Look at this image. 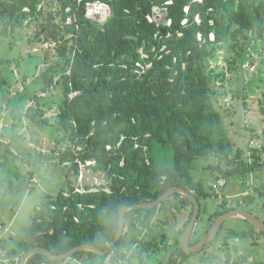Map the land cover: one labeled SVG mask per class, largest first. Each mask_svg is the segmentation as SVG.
Returning <instances> with one entry per match:
<instances>
[{"label": "trees", "instance_id": "16d2710c", "mask_svg": "<svg viewBox=\"0 0 264 264\" xmlns=\"http://www.w3.org/2000/svg\"><path fill=\"white\" fill-rule=\"evenodd\" d=\"M95 1L110 7L103 24L86 17V3ZM154 8L165 13L164 20L156 18ZM24 23L33 27L27 43L53 44L57 61L12 99L10 73L0 82V109L8 99L16 125L25 119L33 127L63 131L53 137L65 145L58 163L68 166L61 170L64 186L45 192L34 206L20 248L2 240L11 262L0 264H19L22 253L35 246L61 255L81 244L107 252L78 251L62 261L36 253L25 264H145V255L160 250L167 238L154 227L156 214L186 209L190 216L192 201L174 193L157 207L126 211L124 231L109 246L122 206L155 200L173 186L192 191L198 201L214 196L212 186L193 176L196 161L208 155L219 158L207 167L218 171L215 180L245 178L264 165V147L233 146L213 89L217 76L206 63L229 41L235 55L226 60L230 70L244 64L248 48L264 42V0H0V36H16ZM54 89L61 92L58 98L48 95ZM28 101L33 104L22 114ZM53 105L56 127L44 116ZM2 135L10 137L8 146L0 143L7 153L13 146L21 161L33 165L29 178L36 177L34 167L45 156L34 166L16 131ZM167 154L171 161L165 163ZM88 160L106 175L109 192L75 191L79 165ZM117 208L115 222L108 223Z\"/></svg>", "mask_w": 264, "mask_h": 264}, {"label": "rangeland", "instance_id": "374dc122", "mask_svg": "<svg viewBox=\"0 0 264 264\" xmlns=\"http://www.w3.org/2000/svg\"><path fill=\"white\" fill-rule=\"evenodd\" d=\"M155 13L157 19L164 20V12L156 8ZM32 34L33 27H27L24 23L16 36H0V82L8 78L10 73L13 74L14 83L9 88L8 99H12L18 92H22L25 85L32 81L33 77L57 61V58L51 55L53 44L44 43L41 46H32L27 43ZM252 45L245 55L244 64L239 66L234 64L233 70H230L226 61L235 56L229 47V41L222 44L221 48H217L211 57L206 58L208 70L217 76V79H213V89L218 92L219 105L225 112L224 123L227 134L235 148H244L246 145L258 149L264 147V42L256 40ZM45 58L47 61H43ZM30 68L32 69L30 70ZM26 74L28 79L23 81ZM60 93L58 89H54L48 92V95L58 98ZM39 94L45 95L40 92ZM8 99H4L0 109V143L8 146L11 143L10 137H5L2 134L6 135L8 130H14L29 148L28 151L32 155L28 158L35 161L34 166L38 164L39 159L37 160V158L45 156V162L34 167L38 178L37 176L29 178L28 173L33 165L30 167L26 161H21V156L13 146L10 147L11 152L7 153L5 146L0 144V181H2L0 187V260L5 263H10L11 260L7 259V250L1 248L2 240H7L10 248H20L25 231L31 221L34 206L40 203L45 192L54 193L64 186L65 175L61 170L64 166H68V163L62 165L58 163L59 153L64 150L65 145L60 144L53 137H62L63 131L59 129L50 131L49 128L33 127L25 119H23L22 125H16V119L10 115L14 105ZM30 104L33 103L31 101L26 103L22 109V114ZM44 116L48 118L50 124L56 127L57 109L55 105L46 109ZM25 152L27 154V149ZM262 158L264 160V153ZM165 161V163L171 161L169 154L165 156ZM217 162H219V158L210 155L205 159H198L193 171L194 179H199L204 184L212 186L215 181L214 175L218 174V171H211L207 167L210 164L215 165ZM91 165L89 164V166ZM81 170L84 171L82 184L86 186L108 183V179L102 171H94L91 167L81 168ZM81 170L77 175L78 178ZM16 173H20L19 177ZM70 174L72 175V171ZM225 179L226 185L222 189H218L214 196L200 199L198 223L206 221V218L218 209V201L236 193L238 195L231 199L235 209L252 210L260 219L264 220V165L255 167L245 178L227 177ZM241 192H244L242 193L244 195L240 196ZM245 196L247 198L244 199ZM25 197H28L29 201L25 211L21 213L22 200ZM177 215V223H179L180 219L187 217L188 212L183 209ZM170 219L169 213L164 215L157 213L154 217L153 224L156 231L166 234L167 238L160 245V250L145 255V264L165 263L170 241L168 238L169 233L171 234L170 229L172 227V230H175L173 229L174 226L169 223ZM8 226H10V230L5 232L4 230ZM249 230H253V226L247 220L241 218L227 219L223 223L217 242L205 251L206 256L201 254L200 258H204L205 264H216L214 260L216 257L212 253L219 242L227 237L234 238L230 245L236 246V249L242 247L248 255L261 254L260 246L255 248L249 246L247 235ZM173 237L175 236L173 235ZM164 245L167 247L166 250ZM198 257L195 260H198ZM16 259L15 257L14 260ZM160 260L163 262L160 263ZM79 263L82 264V261Z\"/></svg>", "mask_w": 264, "mask_h": 264}, {"label": "flooded vegetation", "instance_id": "af4514ba", "mask_svg": "<svg viewBox=\"0 0 264 264\" xmlns=\"http://www.w3.org/2000/svg\"><path fill=\"white\" fill-rule=\"evenodd\" d=\"M242 193L244 192H241L240 196L244 195ZM237 195H238L237 193L231 194L228 197L226 196L222 198L220 201H218L217 202L218 209L215 210L213 213H211L208 216V218H206V221H202L198 223V220H199V212H198L197 218L192 222V227L189 231L185 246H182L181 244V237L183 233L185 232L186 228L190 225L191 217H192L193 210H194V205H193L192 214L190 216L187 215V217L184 219H180L179 223H177V217H176L177 214L169 213L171 215V219L169 220V223L172 226H174L173 229L175 230L173 231L172 227L170 229L171 234L169 233V237H168L170 241H169L166 263L167 264H205L204 258H200V255L203 254L204 256H206L205 251L209 249L211 245L217 242V238L220 235V231L223 226V223L226 220H224L221 223L220 228L218 229L217 233L209 241L208 244H205L199 250H194L193 248L203 239V237L206 235V233L212 226L214 220L219 215L231 209H235L233 207V202L231 199L233 197H236ZM243 198L245 199L247 198V196ZM199 206H200V203H199ZM199 210H200V207H199ZM246 211H249V210H246ZM249 212L253 213L252 210ZM254 215L257 218H259L256 214ZM260 220L264 222L263 219H260ZM176 233L178 235H175ZM173 235L175 237H173ZM247 235H248L249 246H251V248L260 246V249H262L261 254L255 255V256L251 254L248 255L245 253V251H243L242 247L236 249V246H231L230 244L231 242L234 241V238L227 237L226 239L219 242L216 249L212 253L213 256L216 257L214 259L216 261V264H241V263L243 264H264V232L257 230L253 226V230H249V232H247ZM197 256H199L198 260H195Z\"/></svg>", "mask_w": 264, "mask_h": 264}, {"label": "water", "instance_id": "95a60500", "mask_svg": "<svg viewBox=\"0 0 264 264\" xmlns=\"http://www.w3.org/2000/svg\"><path fill=\"white\" fill-rule=\"evenodd\" d=\"M174 193H179V194L185 196L186 198L191 200L193 205H194V210H193V214L191 217L190 225L186 228L185 232L183 233V235L181 237V244H182V246H185L189 231L192 227V222L197 218L200 206H199L198 200L196 199V197L194 196L192 191L185 190L184 188L179 187V186L170 187L169 189H167L162 195H160L155 200H152L149 202L134 204L132 206H122L120 208V212H119L117 231H116L111 243L109 244V246L113 245L120 238V236L122 235V233L124 231V215H125L126 211L131 210V209H135V208H154V207H157L160 205V203L163 200L167 199L169 196H171ZM230 218L245 219L248 222H250L257 230L264 232V222L261 221L259 218H257L253 213L246 211V210H243V209H231V210L219 215L214 220L212 226L210 227V229L208 230L206 235L193 249L199 250L205 244H208L209 241L217 233L218 229L220 228L221 223L224 220H227ZM40 237L41 236H37L35 238V241H38ZM78 251H92V252H95L97 254L104 255V254H106L107 249L101 250V249H99L93 245H90V244H81V245H78V246L72 248L71 250H69L68 252H66L64 254L53 255L47 249H45L43 247L35 246V247H33V248L22 253L19 264H25L27 259L31 255L36 254V253L43 254L52 260L62 261V260H66V259L71 258L73 253L78 252Z\"/></svg>", "mask_w": 264, "mask_h": 264}, {"label": "built area", "instance_id": "2783aa9c", "mask_svg": "<svg viewBox=\"0 0 264 264\" xmlns=\"http://www.w3.org/2000/svg\"><path fill=\"white\" fill-rule=\"evenodd\" d=\"M156 8H154L155 10ZM110 15V7L108 4L101 2V1H95V2H88L86 3V17L97 21L99 24H103V22L106 20V18ZM151 20V18H149ZM211 38L213 36L211 35ZM109 148V146H108ZM89 164H94L93 160L86 161L85 164H80L79 169L90 167ZM79 170V172H80ZM84 171L81 170V173L79 175V178L77 177V181L75 183V191L79 193L84 192H95L99 189H103L107 192H109V188L107 184H100V185H90L86 186L85 184H82V176L84 178ZM226 185V179L224 177H218L212 184V187L214 191H218V189H222ZM17 260V259H16ZM80 264V263H79Z\"/></svg>", "mask_w": 264, "mask_h": 264}, {"label": "clouds", "instance_id": "9594fccd", "mask_svg": "<svg viewBox=\"0 0 264 264\" xmlns=\"http://www.w3.org/2000/svg\"><path fill=\"white\" fill-rule=\"evenodd\" d=\"M28 201H29V198L28 197H25L23 198L22 200V205H21V213H23L27 207V204H28ZM117 215H118V208L117 209H112L107 217V221L108 223H114L116 218H117Z\"/></svg>", "mask_w": 264, "mask_h": 264}, {"label": "crops", "instance_id": "0c3cea01", "mask_svg": "<svg viewBox=\"0 0 264 264\" xmlns=\"http://www.w3.org/2000/svg\"><path fill=\"white\" fill-rule=\"evenodd\" d=\"M1 224H2V223H1ZM9 230H10V226L6 227L4 231L7 232V231H9ZM7 259H8V258H7Z\"/></svg>", "mask_w": 264, "mask_h": 264}]
</instances>
